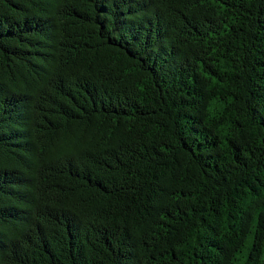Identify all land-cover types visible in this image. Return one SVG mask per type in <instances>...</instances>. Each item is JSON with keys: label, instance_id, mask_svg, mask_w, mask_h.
<instances>
[{"label": "trees", "instance_id": "obj_1", "mask_svg": "<svg viewBox=\"0 0 264 264\" xmlns=\"http://www.w3.org/2000/svg\"><path fill=\"white\" fill-rule=\"evenodd\" d=\"M0 264H264V0H0Z\"/></svg>", "mask_w": 264, "mask_h": 264}]
</instances>
